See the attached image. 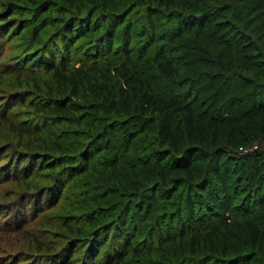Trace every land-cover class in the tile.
Masks as SVG:
<instances>
[{"label": "rangeland", "instance_id": "1", "mask_svg": "<svg viewBox=\"0 0 264 264\" xmlns=\"http://www.w3.org/2000/svg\"><path fill=\"white\" fill-rule=\"evenodd\" d=\"M110 1L105 8L102 0H0V264H56L68 255L70 264H85L92 252V264H98L114 250L115 228L120 230L115 221L119 220L127 229L126 236L119 235L120 243L127 237V245L141 252L135 255L127 247V256L119 262L112 260L114 264H226L228 257L241 252L239 246L221 233L211 237L213 244L204 241L213 227L227 231L222 219L207 218L202 223L207 229L191 224L182 203L185 186L179 185L168 199L169 178L162 182L159 170L148 162L161 155L152 152L157 145L155 122L150 120L146 132L138 133L130 150L123 152L125 123L120 121L126 113L110 65L124 57L122 30L126 25L130 39L126 47L131 52L147 43L151 29L156 43L148 52L157 47L161 33L180 25L183 33L175 40L180 75H188L195 89L194 71L206 73L199 76L202 105L197 120L204 130L203 117L208 114L222 121L214 147L222 156L221 166L228 170L231 197L235 187L238 190L227 211L241 219L239 205L245 196L250 194L257 204L264 192V126L257 118L247 122L240 117L254 96L264 111V0H174L167 7L156 0ZM111 11L115 13H107ZM88 17L89 25L98 21L100 28L83 30L85 34L68 43L65 57L63 28L72 26L78 32L80 22L84 24ZM112 20L118 23L112 45L102 41V49L96 50ZM218 56L221 65L216 64ZM50 60L58 69H102L106 77L96 74L92 86L97 90L108 87L111 95L100 93L112 97L117 110L111 111L103 98H95L89 89L87 94L81 85L77 96L71 95L72 86L59 82L48 70ZM222 71L225 87H220L223 96L217 100L214 87L221 83L218 75ZM142 75L159 98L178 89V82L155 69ZM58 94L77 103L94 101L99 108L95 113L80 105L76 113L39 110L40 103L53 105L49 97ZM212 100L217 101L216 110L209 108ZM102 116L108 118L106 122L114 121L112 134L105 133L107 138L99 140L100 152H88L86 170L78 165L70 174L69 165L76 164L74 159L80 157L90 135L105 129ZM231 126L239 137L236 147L225 140ZM195 152L191 170L199 181L212 160L209 150ZM254 152L261 155L258 161L253 159ZM132 192L148 197L151 207L147 213ZM194 199L196 215L201 205L197 196ZM192 238L197 243L190 247Z\"/></svg>", "mask_w": 264, "mask_h": 264}, {"label": "trees", "instance_id": "2", "mask_svg": "<svg viewBox=\"0 0 264 264\" xmlns=\"http://www.w3.org/2000/svg\"><path fill=\"white\" fill-rule=\"evenodd\" d=\"M159 5H165V7L174 3V0H156ZM103 7L108 8L111 4L110 0H102ZM197 3V2H196ZM108 4V5H107ZM107 13H115L113 11ZM112 15V14H111ZM124 20V19H123ZM86 22L81 24V28L78 32L72 30V26H67L63 28L62 38L66 39L65 45L62 46V52L65 57L68 56V43L74 42L77 35L85 34L83 30L86 31H97L100 26L97 21L93 25H89V17L85 20ZM122 22V19L120 20ZM83 24V25H82ZM118 23L110 21L108 26V32L105 34L103 39L96 45L97 49H102V41H105L106 46L110 47L112 45L113 36L115 34V28ZM85 28V29H84ZM183 33V30L180 29L178 24L176 28L170 33H161V40H158L157 47L148 52L150 46L153 43H156V38H154V31L150 30V35L147 38V43L141 45L136 51H128L126 45L129 42V25L123 27L122 34L124 38L123 59H119L117 63L110 65L112 69L110 72L116 76V82L119 83L118 91L120 95V104L122 109L125 111V118L122 121L125 123V133L122 139L123 152L130 150V142L136 137L138 133H145V127L150 120L155 122V132L154 141L157 143L155 150L157 154H161L157 159L153 161H148L154 167L159 170V177L162 182H166V177L169 178L171 183L172 190L167 193L168 199L172 198V193L177 190L179 185H184L185 187V196L182 200V203L186 206L188 220L195 227H201L207 229L202 223L206 219H210L212 216H218L222 219V224L226 225L227 231H218V227H213L207 239H204L205 242L213 244L211 237H218L220 233L226 239V241H233L236 246H239L241 250L240 253L235 254L232 257H228L226 253V264H264V192L258 197V203L250 198V194L245 196L243 203L240 206L242 216L241 219L235 218L233 212L227 211L233 202L236 201L238 196L237 187L234 189V199H231V194L229 193L230 182L227 179L228 170L226 167L221 166V154L217 147H214V143L219 137L218 126L222 121L218 120L216 115L208 114L205 118L206 130H204L197 120L198 114L197 110L200 108L201 101L199 99L198 85L201 82L199 76L201 74H206L204 71L196 70L195 83L197 86L194 87L189 83L191 78L182 77L181 74V62H177L175 54L178 51L176 49L175 40L180 37ZM160 42V44H159ZM70 46V45H69ZM95 50V52H96ZM198 55V54H197ZM206 55V60L208 59ZM198 58V57H197ZM222 58L220 56L216 57V64H222ZM199 60V59H198ZM48 64V70L52 71V74L55 79L59 82H63L66 86H72L71 95H76L78 93V86L81 85L84 89H88L93 92L95 98H103V102L106 103V106L111 111L117 110V105L114 99L110 96H102L100 92H106L111 95V90L104 86L100 90H97L92 85L96 74H101L105 76L102 69H95L96 66H93V69L86 71L83 69H58L57 65L52 63ZM206 62V61H202ZM157 70L161 75L169 79L171 82H178V89L175 92H172L170 95H167L165 98H159L152 93L151 85L149 81L144 79L142 74L150 71ZM190 75V74H189ZM216 76V75H214ZM222 79L221 83L215 85V91L213 96L221 98L223 96L222 90L220 87L224 88L225 84V75L223 71L218 75ZM212 79V75L208 78ZM208 83V80L206 81ZM116 87V84L113 85ZM66 88V87H65ZM128 88V91H127ZM221 90V91H220ZM131 94V95H130ZM52 100L51 106L47 103H40L38 108L39 110L50 109L54 113L69 111L76 113L78 109L85 110L86 112L95 113L99 108L98 104L94 101H86L81 103L72 102L68 96L60 95L49 97ZM130 99V100H129ZM255 96L250 98L249 105L243 108V112L240 117H244L247 122L252 121L253 118H257L258 123L263 128L264 126V111L262 107L256 105L254 102ZM131 103V105H130ZM34 106L36 103H32ZM209 108L216 110L217 101L212 100L208 102ZM132 108V112H130ZM205 110V109H204ZM204 112V111H203ZM204 114V113H203ZM204 116V115H203ZM67 117H71L67 115ZM104 119L105 129L90 135V139L87 140V145L80 152V157H77L76 164H70V174L78 168V165H82L81 169L86 170L87 156L88 152L95 150V152H100L102 147L99 145V140L101 138H107L105 133L112 134V123L114 121L106 122L107 117L102 116ZM74 118V116H72ZM151 118V119H150ZM109 126V127H106ZM226 143L230 146H238L239 137L235 134V129L233 126L227 131L225 136ZM106 147L109 144L105 145ZM212 147V148H211ZM209 150V155L211 157L212 163L208 165V171L205 173V176L201 180H196L191 170L192 165L195 162V156L198 155L197 152ZM112 162L117 161L116 152H113ZM253 159L258 161L261 158V155H257L255 152ZM51 164V163H50ZM240 178V177H238ZM240 181V179H236ZM166 187V186H164ZM104 191V190H103ZM133 193V192H132ZM142 194V192H140ZM134 192L133 195L136 196V202L141 206L144 203V212H148L151 207V202L148 197H139L141 194ZM194 196H197L200 202V209L195 215V199ZM134 199V197H133ZM180 204L177 205L179 210ZM234 206V205H233ZM237 206V205H236ZM143 219V218H142ZM117 223V228H115L114 235V250L111 251V255H106L98 264H114L113 261L119 262L127 254L129 250L133 249V253L138 255L141 251L132 248L127 245L128 239L126 237L125 243H120L118 237L120 234L126 236L125 230L123 227V221H115ZM177 223L180 225L182 221L178 217ZM180 230H183V225L180 227ZM211 232V233H210ZM195 241V242H194ZM122 242V241H121ZM194 243H197L195 239H190V247L194 246ZM130 248L128 250V248ZM213 247V245H211ZM225 248V246H224ZM94 248L91 250L93 251ZM70 254V253H69ZM93 254V252H92ZM90 254L87 257L85 264H92L93 256ZM70 255L63 256V260L56 261V264H70L72 261L69 259ZM113 260V261H112ZM215 264V263H214Z\"/></svg>", "mask_w": 264, "mask_h": 264}]
</instances>
